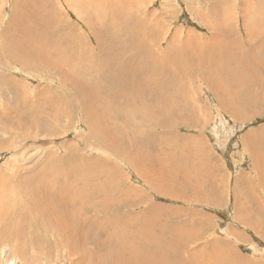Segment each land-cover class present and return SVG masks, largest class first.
<instances>
[{
	"label": "rangeland",
	"instance_id": "1",
	"mask_svg": "<svg viewBox=\"0 0 264 264\" xmlns=\"http://www.w3.org/2000/svg\"><path fill=\"white\" fill-rule=\"evenodd\" d=\"M82 1L86 7L89 5L87 10L84 9L86 12L76 10V3H82L80 1L46 0L55 13L47 28L56 36L48 39L50 49L53 53L61 49L64 56L59 65L44 63L43 58L21 62L3 57L5 60L0 62V207L15 202L16 213H39V216L35 215L38 218L28 216L25 223L30 234L26 255L15 252V241L2 238L0 264H73L77 258L81 259L79 254L74 258L69 252L67 236L51 228L54 227L53 219H47L43 212L30 207L27 195L31 194L20 189L22 180L37 172L50 177L54 168L62 169L63 162L72 161V156L81 168L90 159L97 168L106 166L104 170L109 171L105 173V187L113 201L116 194L125 199L120 207L125 214L136 215L151 206L162 209L165 213H160L158 227L150 231L156 238L182 239V246L190 251L189 260L212 264L209 247L218 244L230 257L240 254L249 264H264V188L259 185L258 174L254 171L256 159L248 140L251 136L258 142V137L264 135V71L256 64L252 66L241 61L249 55L245 41L248 39L246 24H249L251 31L258 35L254 44L258 46L259 62L264 64V0ZM14 2L0 0V53L4 54L3 31L21 32L13 22L19 6L43 3L42 0ZM116 20L120 26L114 27L115 34L128 50L133 40L153 43V38L161 43L158 47L161 53L158 57L148 55L142 71L148 79L153 78L149 71L155 69L156 83L161 88H171L166 93L175 108L181 104V109L175 111L180 117H161L160 112L155 117L153 109L145 106L150 100L149 94H146L144 104L133 96L121 97L116 104L122 113L109 99L98 100V104L105 106L104 111L109 112L108 129L118 128L125 136L121 154L110 146L108 133L102 131L104 128L99 124L91 128L86 122L88 113L80 108V92L72 88L70 80L88 82L107 78L109 64L104 66L102 61L109 59L111 48L102 49L106 41L98 39L94 28L103 29L112 22L118 25ZM211 26L222 29L220 38L210 31ZM24 37L34 40L29 34ZM219 40L224 42L222 51L216 49ZM211 44L212 49L209 48ZM24 45L27 50L33 46L31 41ZM169 45H172L171 49L165 56ZM72 47L75 51L82 49L78 55L91 60L87 70L79 63L81 75L70 73L74 64L71 59L77 52H71ZM53 53L51 55L56 56ZM135 58L125 59L140 63L134 62ZM215 62H221V66L216 73L215 85H212L210 75L214 69L211 65ZM148 64L157 68L147 69ZM199 68L203 69V74L193 73ZM120 69L122 79L127 83L129 76ZM234 70L241 76L234 75ZM119 87L123 93L127 92L126 88ZM230 101L245 107L243 115L234 116L225 108ZM160 123L165 126L160 127ZM95 132L103 134L97 137ZM134 149L140 153L142 164H135L136 160L131 159ZM68 155L72 156L67 159ZM175 167L181 170L179 174ZM97 168L91 171L90 178L84 176L90 185L80 178L82 185L78 184L79 188L93 192L92 182L104 184L99 182L104 177L98 175ZM86 172L89 173L88 169ZM184 174L191 180L186 181ZM249 186L254 190L250 192ZM210 198L216 202H208ZM94 206L101 208L99 204ZM248 213L250 217L255 214L259 229L242 222L241 217L248 218ZM82 214L90 217L87 211ZM93 217L102 222L100 215ZM47 221L51 225L48 226ZM35 236L42 237V241L37 243ZM89 245L97 250L93 242ZM170 256L173 263H177L185 255L177 251ZM157 260L154 258V262Z\"/></svg>",
	"mask_w": 264,
	"mask_h": 264
},
{
	"label": "bare ground",
	"instance_id": "2",
	"mask_svg": "<svg viewBox=\"0 0 264 264\" xmlns=\"http://www.w3.org/2000/svg\"><path fill=\"white\" fill-rule=\"evenodd\" d=\"M21 1L22 0H15L14 3L17 4ZM30 1L33 2V0ZM76 1L82 2L76 3V5H78L77 8L75 7L76 10L80 9L82 12L85 11L84 9L87 10V7H89V5H87L86 7V3L82 0ZM42 2L43 3H27L30 6L22 3L19 6V12L13 15V22L17 24V27L21 30V32L14 33L13 31H3V47L6 53H0V62H3L5 59L8 60L7 57H12L14 60L21 62L35 61V59L37 60L38 58H43L45 61L44 63L51 64L53 66H57L59 65V63H61L64 57L62 55L61 49L59 52L54 51L55 53H53L51 51L52 49H50V43L48 41L50 37L53 39V37L55 36L52 32L47 31L49 23L51 22V20H53V18H55V13L53 14V12L50 10V7H48L46 0H42ZM14 9H16L15 6ZM92 9H94V7ZM116 21L118 22V25L112 22V24H109V26L106 25V27L103 29L94 28V30L97 32L98 39H104L102 41H106L105 43L103 42L102 49L111 48L109 50V53L111 54L109 59L107 58L108 60L106 59V61H102L104 66H107L109 64V72L107 78L101 81L94 79L88 82L86 80L82 81L76 80L74 78H71L70 80L72 83V88L77 92H80V108L84 109L89 116V119H86V122L90 125L91 128H94L98 124L99 127L101 126L102 128H104V130L102 131L108 133L107 136L110 146L113 148L114 152L121 154L125 148L123 147V140L125 136L121 133L120 130H118V128H112V130L108 129L106 122L109 121L110 118L107 115L109 112L104 111L105 106L98 104V100L107 98L110 100V102H113L115 107L118 108L119 104H116V101L119 102L118 100H120V98L123 96H133V98L135 99H140L138 101L139 103L144 104L145 96L146 94H149L150 100L145 102V106L147 108L153 109V116L155 117L158 116L159 112L161 113V117L167 115L180 117V115L175 114V111L181 109V104H178L175 108L172 98L166 93L167 91H170L171 88H168L167 86L166 88H161L159 87V84L156 83L155 69H152L153 71H149L150 74L152 73L153 78L148 79L145 78L147 77V75L142 71L143 67H145L144 59L147 58L148 55H150V57H158V54L161 53L158 49V47H161V43L154 40L153 38H151L153 43L133 40V42L129 43L128 50L123 46L124 43L121 42L120 38L115 34L114 27L119 28L120 26L119 21ZM246 27V29L248 30V39L245 40L248 44L246 51H249V55H246L245 58H241V61L247 65L253 66L254 64H256L260 67V69L264 71V64L259 62L257 51L258 46L254 44V40L258 39V35L251 31V26L249 24H246ZM216 29L219 30L217 33L215 31ZM221 30L222 29L220 28H213L211 26L210 31H213L217 36L219 35L220 38V36L222 35ZM25 34H29L30 38L34 40L27 39L26 37H24ZM29 41L32 42L33 46L29 50H27L25 49V46L27 45L24 44ZM53 44H55V41H53ZM223 44L224 42L219 40L217 42L216 49L218 51H222L224 49V46H222ZM57 46L59 47V45ZM171 46L172 45H169L168 51L165 53V56L168 55ZM87 47L91 50L94 49H92L89 44H87ZM210 47L212 49V44L209 46V48ZM74 48L75 47H72L70 49L71 52L77 51L76 54L73 53V55L75 56L71 59L74 64H72L73 66L70 73L75 72L81 75L78 66L79 63H81L80 65L84 66V68L87 70V65L88 63L91 64V60L82 58V56L78 55V52H81L82 49L79 48L75 51ZM52 53L56 56L53 57L51 55ZM127 53L128 55L126 56ZM3 57H5V59H3ZM126 57H136L135 59H133V61L140 63H133L132 59L128 60L127 62V59H125ZM190 58H192V56ZM176 60L181 59L176 58ZM218 60L222 61L221 59ZM6 63H9V61H7ZM136 66H139L142 69L138 70L135 68ZM220 66L221 62H215L211 65V67L214 69V71L210 75V79L213 80H211L212 85H215V78L217 76L216 73L218 72ZM152 67L157 68L154 65H147V69H151ZM120 68H123L124 73L128 74L129 76L127 78V83H125L122 79V71ZM193 73L203 74V69L199 68L197 70H194ZM233 74L241 76L240 73L235 70L233 71ZM247 80L248 78L245 79V82ZM146 83L149 86L148 90H146ZM119 86L126 88L127 92L123 93L122 89ZM101 91L102 93H100ZM86 93L89 94L85 96ZM252 101V103H254V100ZM138 102L134 101V103ZM100 103L103 104L104 101H101ZM229 103L230 105H225V108L227 110L231 111L234 116L243 115L242 111L245 110V107H242L238 102L233 103L232 101H230ZM114 105L112 110H114ZM118 110L122 113L121 108H118ZM125 114L126 111L124 110V115ZM147 121L148 118H146V122ZM159 125L160 127L165 126L164 123H160ZM95 133L96 135H98L97 137H100L103 134L98 132ZM252 138L253 137L250 136V139L248 140H250L249 149L252 151L253 157L256 159L254 171L258 174L259 185L264 188V135L258 137V142H255L254 140H252ZM98 142L102 143L100 140H98ZM134 148L138 149L136 146H134ZM135 149L133 157L131 159L136 160L135 164H142L143 160L139 158L140 153L138 152V150L136 153ZM256 152L257 155H255ZM70 156L72 155H68L67 159H69L68 157ZM71 158L73 159L72 161L70 159V161L68 162H63L64 165L62 169L54 168V170L52 171V174L54 176L49 172L50 177H45V174H40L39 172H37L27 180H22L20 183V189L31 194L27 195L29 196V198L27 199L29 201V206L35 210L37 209L43 212V216H45L47 219H53L54 227L51 228L57 231L58 234L60 233V231H62L65 236H67V246H69V249L71 250L69 252L73 253L71 255L74 258L78 256V254L81 257V259L77 258L73 264H197L192 261L191 258L189 260L188 254H190V251L186 250L188 247L182 246V239L173 240L170 237H166L165 239L156 238L155 235L150 231L151 228L158 227V225L156 224L158 223V220H160V213L161 215L165 213L162 212V209L151 206L143 212H136V215H132V213L125 214L120 209L121 204L125 199H122V197H119L116 194V198L113 201V198L111 197L110 193L107 192L108 190L105 187V182L107 180V176H105V173L108 170H104L106 166L100 165L97 168L95 164L91 163L90 159L86 160L85 166L82 164L83 168H81L74 163L73 156ZM104 161L105 160H103V162ZM85 167L86 169H88L89 173L86 172ZM95 168H97L99 172L98 175H102L104 177V179L100 178L99 180V182L101 181L104 184L99 185L92 182L91 187H94V193L92 191H89L90 189L79 188L80 184L82 185V182L90 185L84 176L87 175V177L90 178V173L92 170H95ZM68 169H70V172L68 171ZM158 171L160 172L159 169ZM80 178L82 179L81 183L79 181ZM51 181H54L56 184H58V186L54 185ZM186 181H188V179H186ZM7 183H4L5 186H7ZM248 188H250V192L254 190L253 186H249ZM213 200L216 201L215 199ZM208 202L211 203L212 201L208 199ZM95 204H99L101 208L95 207ZM253 205H255V203ZM6 206L7 207H0V221L2 223V227L0 229V242L3 241L2 238H6L9 241H15L17 243L15 252H18V255L24 256L26 255L28 248L27 237L30 236L29 229L25 226V223L28 221V216H39V213L35 211L33 214L31 213V215H27L25 214V209V212L22 214L16 213L17 211L15 209V202L14 205L8 202V205ZM83 211H87L90 214V217H84L82 214ZM263 211L264 210H262V213H264ZM243 212L245 211L243 210ZM94 214L100 215L102 218V222L96 220L93 217ZM249 214L250 213H248V215ZM254 215L255 214H253L252 217H250L249 215L248 218H245L244 216L243 218L241 217L242 222L246 225L255 226V228L259 229V222H255L256 219L254 220ZM38 216L35 217L38 218ZM49 225H51V222H49L48 226ZM172 226L168 225L170 229H174ZM128 227H130V229H128ZM181 227L183 226L181 225ZM35 238V241L37 243L42 241V237L38 238L35 236ZM142 241L143 243L149 244H143ZM89 242H93L95 244L97 248L96 251L89 247ZM11 243L13 244V242ZM226 245L228 246V244ZM99 248L102 249L103 252ZM195 250H192V253H194ZM177 251H180V253H182V256L183 254L185 256L182 257L183 259L181 261L173 263L170 254ZM150 253H153V255H150ZM226 253L228 252L223 251V248L219 247L218 244H213L209 247V256L213 260L212 264H249L248 259L240 254H236L234 257H230V255ZM192 256L194 255L192 254ZM154 258L158 260L154 262Z\"/></svg>",
	"mask_w": 264,
	"mask_h": 264
},
{
	"label": "crops",
	"instance_id": "3",
	"mask_svg": "<svg viewBox=\"0 0 264 264\" xmlns=\"http://www.w3.org/2000/svg\"><path fill=\"white\" fill-rule=\"evenodd\" d=\"M175 169H176V167H175ZM179 170V171H178ZM176 171V173H178V172H180L181 170L178 168V169H176L175 170ZM179 174V173H178ZM186 176V175H185ZM186 177H188V176H186ZM188 180H191V178H187ZM157 184H156V180L154 179V186H156ZM209 200H211L212 202L211 203H215L216 201H214L213 200V198L211 199H209Z\"/></svg>",
	"mask_w": 264,
	"mask_h": 264
}]
</instances>
